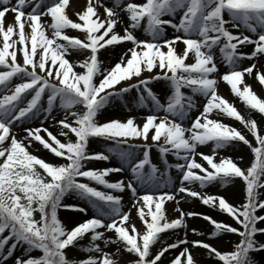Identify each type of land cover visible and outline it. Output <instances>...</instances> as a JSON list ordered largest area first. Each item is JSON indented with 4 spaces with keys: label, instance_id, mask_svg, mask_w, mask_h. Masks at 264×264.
Masks as SVG:
<instances>
[{
    "label": "snow or ice",
    "instance_id": "6c2138e0",
    "mask_svg": "<svg viewBox=\"0 0 264 264\" xmlns=\"http://www.w3.org/2000/svg\"><path fill=\"white\" fill-rule=\"evenodd\" d=\"M69 29L83 30V38L69 35ZM0 45V264H118L123 253L130 254L127 264L166 259L198 264L190 250L197 247L223 264H256L254 254L264 251V215L258 213L264 212V128L217 89L222 79L264 120V99L245 83L247 74L264 85V74L256 63L243 66L264 57V0H112L111 6L107 0H85L80 10L75 0H0ZM247 45L254 50H240ZM73 53L80 57L70 60ZM112 53V64L101 58ZM221 62L228 69L222 75ZM153 82L167 85L163 96ZM117 102L129 112L145 108L148 114L101 121ZM193 110L199 111L195 118ZM214 110L238 120L255 143L242 129L211 118ZM36 120L39 127H23ZM48 120L60 126L65 141L44 126ZM34 142L57 159L34 155L29 151ZM209 142L211 154L198 151ZM241 142L253 154L248 166L231 156L217 161L219 150ZM101 143L103 149L94 147ZM113 158L118 166H90ZM114 173L128 175L107 178ZM237 178L243 193L239 205L202 191ZM125 192L130 193L127 211L120 194ZM191 198L230 215L237 226L185 211L181 201ZM167 202H174V215ZM132 209L142 221L139 227L131 222ZM80 214L85 218L77 220ZM189 217L209 222L210 238L236 234L239 240L233 250L221 251L189 239ZM181 231L182 239L176 235ZM161 233L176 239L161 242ZM112 245L114 252L105 250ZM77 250L88 255L78 257Z\"/></svg>",
    "mask_w": 264,
    "mask_h": 264
},
{
    "label": "rangeland",
    "instance_id": "374dc122",
    "mask_svg": "<svg viewBox=\"0 0 264 264\" xmlns=\"http://www.w3.org/2000/svg\"><path fill=\"white\" fill-rule=\"evenodd\" d=\"M107 2L109 3V5L111 6L112 4V0H107ZM136 2H142V0H136ZM69 13H71V11H69ZM70 15V14H69ZM70 18L74 19V20H78V17L71 16ZM9 21L11 20V18H9ZM82 31L83 30H72L69 29L67 30L69 35L72 36H80L81 38H83L82 36ZM235 31V30H234ZM139 35L144 36L145 34L143 33L142 30H140L138 32ZM173 34V30L172 29H168V35L171 36ZM250 34V33H247ZM251 35V34H250ZM255 38V37H253ZM30 44V42H29ZM2 46V45H0ZM19 46V45H18ZM21 47V46H19ZM254 45H247L243 48H241V51L244 52H248L250 53L252 50H254ZM118 51V49L116 50ZM18 61L22 60V53L18 52ZM78 57H80L79 53H73L69 59H77ZM82 58V57H81ZM259 58V56L257 58H253V60L249 61V60H245L243 63V66H249L252 63L255 62V60H257ZM264 58V57H263ZM227 67L223 64V62H221L219 64V74L222 75L225 71H227ZM78 71V70H77ZM254 72L255 69H254ZM264 74V72H263ZM245 81H247L246 83L251 85L253 90L257 93L258 96H260V98L264 99V85H261L258 78H254L253 76H249L247 74H245ZM161 83V87L162 88H156L154 83H153V88L154 91L157 92L158 95L163 96L166 91H167V85L160 82ZM219 85H221L222 87H224L225 91L227 92V95L229 97V102L233 103L234 106L237 107V109L241 112L242 115H245L246 117H255L257 116L260 121L262 122H258V124L264 128V120L261 119V115L255 111V110H251L243 101L240 100L239 97L235 96L234 94H232L230 86L224 82L222 79H218V87ZM240 87H243L240 85ZM129 98L132 97V94H128ZM198 102L200 105H202L205 101L202 97H198ZM129 107H131V104L129 105ZM114 109H118L122 115L124 116L123 118H127V116L129 115H134L136 117L142 118L143 116L148 114V109L145 108H133L131 112H129L127 109H125V107L123 106V104L117 102V103H113L110 106L107 107V110L100 116V120L104 121V120H109L110 117V112L113 111ZM202 110V107L199 109ZM192 118H195L196 115L199 114L198 110H193L192 112ZM190 113V114H191ZM62 110L59 111L57 113L58 116H62ZM103 115H106L104 118H102ZM216 117L217 119H221L224 123L229 124L231 126L237 127L242 129L248 136L249 139L253 140V143H255V140L253 137H251V134L247 133V130L243 128V125L236 120L235 118H229L226 116H222L218 114V111L213 112L212 117L214 118ZM117 119V118H115ZM123 120V119H121ZM186 124H190V121H185ZM39 127L40 126V121L36 120V121H32L30 122V124H25L23 127ZM44 126L48 127L49 131L53 133V135H56L58 139H61V141H65V137H63L60 132V126H58L56 123H54L52 120H48V121H44ZM18 129L21 128H17L14 131L16 132ZM59 133H58V132ZM41 135L44 136L45 139H49L50 137L47 136V133H44L43 131H41ZM95 148H99V149H103L104 145L101 144H96L94 145ZM30 152H32L34 155H37L40 158L45 159L46 161H51L54 159H57L54 154H51L49 150L45 149L43 147V145L40 144V142H34V146H32L29 149ZM198 151H202L206 154H211L212 151V144L211 142H209L207 145H202L198 147ZM220 155L216 157L217 161L219 160L220 156H231L241 167H245L248 166L250 161L253 159V154L251 153V150L246 146L243 145L242 142L238 143L234 146H230L228 148L225 149H221L219 150ZM240 157H242L243 159H239ZM153 158H154V162L158 163V165L160 164V161L158 159V154L156 153V150L153 149ZM62 159V158H61ZM170 161L175 162L173 157H169ZM198 161H202L201 157H197ZM112 161H114V165L113 166H118L119 165V161L115 158L112 159ZM206 165V162H203ZM90 166L96 167V168H103V167H108V165L106 164L105 161H94L92 162V164ZM38 167V166H37ZM173 171V175H175V169L172 170ZM199 171V170H196ZM118 176V178H117ZM122 177H127V175L125 173H114V174H110L107 178L115 181L117 179H120ZM197 188V190L199 189V186L196 185L195 186ZM203 192H206L208 194H213V195H223L230 203L234 204V205H239L240 203L243 202V193H242V181L237 178L236 181H234L232 184H229L225 187H221L218 183L217 184H212V185H208L205 189L202 190ZM123 196V204H124V210L127 211L130 207H131V203H130V193L125 192V193H120ZM71 199V198H69ZM83 203V202H81ZM181 207L185 210V211H194V212H198V213H204L206 215H210L212 216L214 219H217L218 221H225L227 223L233 224V226H237L235 224V221L232 219V217L226 213H222L220 212L218 209L216 208H211L209 206L203 205L202 202L199 200V198H191L185 201H181ZM61 212H65L63 209L60 210L59 215ZM258 213L261 215H264V212H261L258 209ZM94 214V213H92ZM132 215V218L136 221L137 226H141L142 221L140 220L138 214H137V210L136 209H132V211L130 212V216ZM76 218H78V220H81L85 217H83L82 214L76 216ZM138 218V219H136ZM189 224H190V229L194 228V227H198L199 230L201 232H203V235H199V237L197 239H201V240H205L206 242H209L211 244H213V246L217 247L219 250L221 251H230L233 250V243L234 242H238L239 237L236 234H223L221 236H218L216 238H210L208 233L211 231V226L209 224V222L205 221L202 217H189ZM132 222V221H131ZM138 222V223H137ZM264 226V225H262ZM107 235H112V233H107ZM176 235H178L181 239L183 238V232H179ZM176 235H171L170 233H162L161 234V242H165V241H173L176 239ZM260 234H258V238H259ZM82 244L86 245L87 244V239L81 241ZM103 246V245H102ZM106 251H110V252H114L115 251V246H109V248L105 249ZM190 250L194 253V257L197 260L198 264H223V262L218 261L215 257H210L208 255L207 250L203 249L202 247H197V248H190ZM178 254V252H177ZM74 255L78 256V257H85L86 255H88L87 253L77 250ZM172 256V252L170 250L169 254H168V258H171ZM117 258V257H114ZM130 258V254L127 253H123L122 255H120L117 259H118V264H127V261ZM254 259L256 260V264H264V251H261L259 253H255L254 254ZM165 264H168V261L166 259Z\"/></svg>",
    "mask_w": 264,
    "mask_h": 264
},
{
    "label": "bare ground",
    "instance_id": "6f19581e",
    "mask_svg": "<svg viewBox=\"0 0 264 264\" xmlns=\"http://www.w3.org/2000/svg\"><path fill=\"white\" fill-rule=\"evenodd\" d=\"M70 2H71V0H70ZM84 4H85V0H75V10H80L83 7ZM101 11H103V9H101ZM69 14L71 16H74V12L73 11H71V13H69ZM9 18H11V16H9ZM125 19H126V17H125ZM122 29H123V25H120L118 30L122 31ZM17 47H19V46H17ZM181 47H183L182 44H181ZM9 50L11 51L12 49H9ZM18 56L19 55L17 54V57ZM101 58L102 59H105L109 64H112V63H114V60H115V54L114 53H112V54H105ZM188 62H191V60H189ZM254 63H256L258 65V67H259V69L261 71V74H263V72H264V58L263 57H259L257 60H255ZM76 70L80 71L81 69L79 68V66H77ZM153 71H156V69H154ZM255 71H256V69H255ZM144 74L147 75V73H144ZM246 82L247 81H245V83ZM153 83H154V85H155L156 88H159V89L162 88L160 82H153ZM241 86H243V84ZM217 90H218V93L220 95H222L224 98H226L227 100H229V97H228L227 92L225 91L224 87H222L221 85H219V87H218ZM105 116L106 115H103L102 118H104ZM190 116H192V113L190 114ZM109 117H110V119H115V118H117V119H125V118H123L124 116L122 115V113L118 109H114L113 111H111ZM137 118H138V120L140 119L139 117H137ZM214 118H216V117H214ZM254 118L257 119L258 122H262V121H260V119L257 116H255ZM16 133H17L18 137L19 136H22L24 134L22 128L21 129H18L16 131ZM31 147L32 146H30L29 149ZM51 161H53V160L51 159ZM114 163L115 162L112 161V160L106 162V164L108 166H113ZM125 174L128 175L127 173H125ZM117 178H118V176H117ZM166 207L169 210L170 216L171 215H174L172 213V209L174 207V202H167ZM130 217H131V221L136 224V221L132 218V215ZM60 218L67 223V216H66V213L65 212H61L60 213ZM76 219L78 220V218H76ZM136 219H138V218H136ZM194 228L199 229L198 227H194ZM198 237H199V235H197L196 233H192L190 231V229H189V239H197ZM206 264H208V263H206Z\"/></svg>",
    "mask_w": 264,
    "mask_h": 264
}]
</instances>
